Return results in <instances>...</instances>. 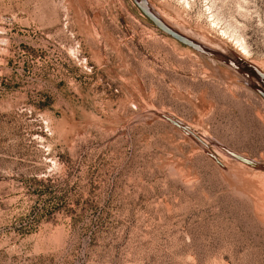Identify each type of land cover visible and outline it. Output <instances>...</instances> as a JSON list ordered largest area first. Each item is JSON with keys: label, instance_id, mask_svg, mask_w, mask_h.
<instances>
[{"label": "rangeland", "instance_id": "rangeland-1", "mask_svg": "<svg viewBox=\"0 0 264 264\" xmlns=\"http://www.w3.org/2000/svg\"><path fill=\"white\" fill-rule=\"evenodd\" d=\"M144 1L204 53L133 0H0V264H264V0Z\"/></svg>", "mask_w": 264, "mask_h": 264}, {"label": "water", "instance_id": "water-1", "mask_svg": "<svg viewBox=\"0 0 264 264\" xmlns=\"http://www.w3.org/2000/svg\"><path fill=\"white\" fill-rule=\"evenodd\" d=\"M134 3L137 5L141 13L161 32L165 33L178 43L182 44L183 46H187L194 51L204 53L202 47L194 43L193 41L188 40L187 38L183 37L182 35L174 32L168 26H166L147 6L144 0H133ZM244 62V61H243ZM247 72L246 74H250L253 76L258 83L262 86V89H258L257 91L261 93L262 97L264 98V72L259 70L257 67L251 65L250 63L245 62ZM234 67V66H233ZM228 151V150H227ZM236 159L243 161L247 164H252L249 160L243 159L242 157L237 156L236 154L233 155Z\"/></svg>", "mask_w": 264, "mask_h": 264}, {"label": "bare ground", "instance_id": "bare-ground-1", "mask_svg": "<svg viewBox=\"0 0 264 264\" xmlns=\"http://www.w3.org/2000/svg\"><path fill=\"white\" fill-rule=\"evenodd\" d=\"M149 7V6H148ZM154 13V12H153ZM161 20V19H160ZM163 22V21H162ZM164 23V22H163ZM166 25V24H165ZM167 26V25H166ZM170 28V27H169ZM171 29V28H170ZM171 30H173V29H171ZM174 31V30H173ZM174 32H176V31H174ZM177 33V32H176ZM179 34V33H178ZM181 35V34H180ZM184 37V36H183ZM186 38V37H185ZM188 39V38H187ZM189 40V39H188ZM191 41V40H190ZM241 57H243V58H246L245 56H241ZM238 60V59H237ZM251 65H253V64H251ZM232 66H235L234 64H232ZM242 66V65H241ZM254 66V65H253ZM256 67V66H255ZM258 92V91H257ZM259 93V92H258ZM259 95L261 96V98L263 99V101H264V98L262 97V95H261V93H259ZM262 195V194H261Z\"/></svg>", "mask_w": 264, "mask_h": 264}]
</instances>
